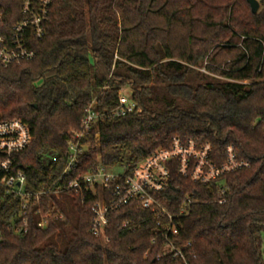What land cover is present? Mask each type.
I'll list each match as a JSON object with an SVG mask.
<instances>
[{
  "label": "trees",
  "instance_id": "obj_1",
  "mask_svg": "<svg viewBox=\"0 0 264 264\" xmlns=\"http://www.w3.org/2000/svg\"><path fill=\"white\" fill-rule=\"evenodd\" d=\"M253 13L247 0H53L46 34L30 46L36 57L0 63V119H20L33 140L15 154L13 171L36 191L67 162L66 139L87 107L115 108L129 87L141 112L100 121L78 172L100 159L107 169L135 166L174 137L211 144L221 165L229 145L250 167L202 184L172 170L158 196L172 213L176 246L191 243L190 264H264V0ZM22 0H0V33L22 18ZM206 67L208 73L200 70ZM244 81H247L246 83ZM100 134L98 143L95 134ZM2 156L0 155V159ZM222 187L225 202H217ZM91 193L74 190L43 198V212L64 218L18 232L20 197L0 185V264H180L164 255L166 241L154 215L131 203L110 216L109 240L91 230ZM67 206H69L67 208ZM129 220L135 227L123 228ZM163 224H167L163 220ZM155 239V240H154Z\"/></svg>",
  "mask_w": 264,
  "mask_h": 264
},
{
  "label": "built area",
  "instance_id": "obj_2",
  "mask_svg": "<svg viewBox=\"0 0 264 264\" xmlns=\"http://www.w3.org/2000/svg\"><path fill=\"white\" fill-rule=\"evenodd\" d=\"M52 3L53 0H22L21 20L12 25L9 34L0 33V63L4 67L36 57L30 43L32 39H41L46 34V23ZM2 17L1 12L0 20ZM200 70L208 73L205 66ZM95 104L96 98L87 107L80 128L69 133L66 139L67 162L60 175L36 191L26 189L24 172L13 171L15 154L27 148L33 140L30 126L20 119H0V185L20 197V224L17 231L28 233L34 214L41 215L37 222V226L41 228L47 226L50 218H64L60 211L53 214L52 211L43 212L40 206L34 208L41 204L44 197L54 195L60 199L66 192L74 190L84 199L85 194L91 193L97 198L91 205L90 230L94 235L109 240L106 227L111 214L136 202L143 209L149 210L157 225L161 227L167 244L164 255L171 254L173 258L180 260V264H190L188 256L196 255L190 248L191 243L181 247L174 244L173 237L179 233L174 220L189 214L197 200L194 196H187L177 214L167 208L158 196L169 189L172 170L177 169L180 175L193 181L212 184L227 173L250 167V163L240 159L234 147L229 145L225 161L217 165L211 159V144L199 145L194 139L183 141L174 137L169 148L154 151L135 166L120 165L123 169L121 173L113 171L114 168H105L100 159L92 165L90 171L78 172L81 158L87 155L91 148L90 142L86 140L100 121L142 111L131 95L125 94L122 89L114 109L100 111L96 109ZM99 139L100 134L97 132V143ZM226 191L225 187L220 189L218 203L225 202ZM163 220H166L167 224L164 225ZM121 226L135 227L129 220H125Z\"/></svg>",
  "mask_w": 264,
  "mask_h": 264
},
{
  "label": "water",
  "instance_id": "obj_3",
  "mask_svg": "<svg viewBox=\"0 0 264 264\" xmlns=\"http://www.w3.org/2000/svg\"><path fill=\"white\" fill-rule=\"evenodd\" d=\"M251 6L252 12L257 13L260 8V1L259 0H247Z\"/></svg>",
  "mask_w": 264,
  "mask_h": 264
},
{
  "label": "rangeland",
  "instance_id": "obj_4",
  "mask_svg": "<svg viewBox=\"0 0 264 264\" xmlns=\"http://www.w3.org/2000/svg\"><path fill=\"white\" fill-rule=\"evenodd\" d=\"M123 92L127 95H129V93L131 92V89L129 87H123ZM113 171L117 172V173H121L123 172V169L119 166V167H116L115 169H113ZM69 206H67L68 208ZM263 249H264V234H263Z\"/></svg>",
  "mask_w": 264,
  "mask_h": 264
}]
</instances>
